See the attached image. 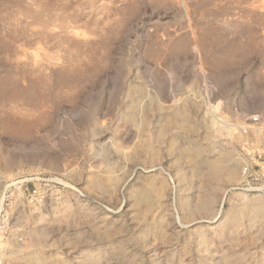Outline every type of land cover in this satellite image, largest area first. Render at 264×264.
Listing matches in <instances>:
<instances>
[{"label":"rangeland","instance_id":"1","mask_svg":"<svg viewBox=\"0 0 264 264\" xmlns=\"http://www.w3.org/2000/svg\"><path fill=\"white\" fill-rule=\"evenodd\" d=\"M254 114L264 0H0V264H264Z\"/></svg>","mask_w":264,"mask_h":264},{"label":"built area","instance_id":"2","mask_svg":"<svg viewBox=\"0 0 264 264\" xmlns=\"http://www.w3.org/2000/svg\"><path fill=\"white\" fill-rule=\"evenodd\" d=\"M236 132L240 187L264 194V120L258 114L251 115Z\"/></svg>","mask_w":264,"mask_h":264},{"label":"bare ground","instance_id":"3","mask_svg":"<svg viewBox=\"0 0 264 264\" xmlns=\"http://www.w3.org/2000/svg\"><path fill=\"white\" fill-rule=\"evenodd\" d=\"M6 162L9 163L8 161ZM212 173H213V177H217V175H219L220 173L219 168L216 164H212Z\"/></svg>","mask_w":264,"mask_h":264}]
</instances>
